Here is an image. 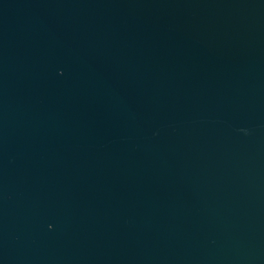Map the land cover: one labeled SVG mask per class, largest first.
Returning a JSON list of instances; mask_svg holds the SVG:
<instances>
[{
  "label": "water",
  "instance_id": "obj_1",
  "mask_svg": "<svg viewBox=\"0 0 264 264\" xmlns=\"http://www.w3.org/2000/svg\"><path fill=\"white\" fill-rule=\"evenodd\" d=\"M0 264H264V0H0Z\"/></svg>",
  "mask_w": 264,
  "mask_h": 264
}]
</instances>
